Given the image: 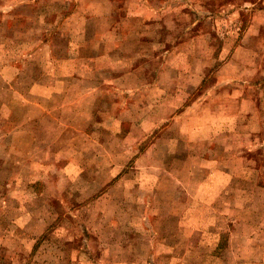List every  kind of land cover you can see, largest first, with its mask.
<instances>
[{
    "label": "rangeland",
    "instance_id": "rangeland-1",
    "mask_svg": "<svg viewBox=\"0 0 264 264\" xmlns=\"http://www.w3.org/2000/svg\"><path fill=\"white\" fill-rule=\"evenodd\" d=\"M66 5L1 96L0 264H264V0Z\"/></svg>",
    "mask_w": 264,
    "mask_h": 264
},
{
    "label": "crops",
    "instance_id": "crops-1",
    "mask_svg": "<svg viewBox=\"0 0 264 264\" xmlns=\"http://www.w3.org/2000/svg\"><path fill=\"white\" fill-rule=\"evenodd\" d=\"M49 0H13V3L11 2L10 6H8L5 3H0V15L2 14H7L9 13L8 10L11 11L10 17H11V25L9 27H4L0 24V29L2 31H10L12 32V38H3L2 44H7L9 43L8 47H13L14 49H18L19 52H21V56H19L17 59H13V61L9 62L7 66H0V83L8 81V89H4L3 87L1 88L0 86V100H2L1 96H12L16 95L18 92L15 90V86H18L21 82H18L17 80H20L17 78V75L21 77L24 81L27 79H32L33 76L31 73L23 70H20L18 67V63H36L38 62L36 56H34V53H28L29 50H34V46H37L38 48L42 49H52L54 50L53 45L50 43V38L54 39L57 32L59 31L58 29L52 28L51 29V24L47 23L43 24V32L46 33L45 38L43 39V34L38 35L37 30L35 29V24H39L37 20L39 17L43 14V10L46 9L45 6L42 7L41 13L38 12V10L35 7H39V4L47 3ZM57 1H64L65 4H67L64 8L63 12V18L61 21H64L66 19L69 20V22H74V21H79L81 19L82 13L80 12L81 10V4L82 0H57ZM45 16L50 14L49 11L44 12ZM41 14V15H40ZM40 15V16H39ZM44 19H42L41 22H43ZM60 22V21H58ZM57 22V25H58ZM75 24V23H74ZM67 25V24H64ZM13 28V29H12ZM52 34V35H51ZM41 37V38H40ZM28 44L33 47V48H28ZM43 50V51H44ZM24 57V59H23ZM26 57V58H25ZM49 58L52 62H57L58 59L54 55L51 56L49 55ZM48 59V61H50ZM65 61V60H64ZM63 61V62H64ZM17 62V64H15ZM18 70V73L13 74L14 71ZM39 77L38 79H40ZM15 80V81H14ZM40 84V83H39ZM21 85V84H20ZM6 86V85H4ZM0 106H13V103H11V100L9 101L8 104H3L0 101ZM34 141V139H32ZM215 148H220V140L218 139V142H215L214 145V151ZM214 154V152L212 153ZM211 155V154H210ZM208 159V157H204ZM16 166L14 167V169ZM19 173L18 175L20 176ZM35 181H30V183H34Z\"/></svg>",
    "mask_w": 264,
    "mask_h": 264
}]
</instances>
